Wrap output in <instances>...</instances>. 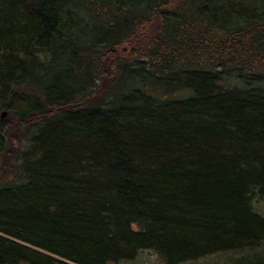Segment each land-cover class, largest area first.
Wrapping results in <instances>:
<instances>
[{
  "label": "trees",
  "instance_id": "trees-1",
  "mask_svg": "<svg viewBox=\"0 0 264 264\" xmlns=\"http://www.w3.org/2000/svg\"><path fill=\"white\" fill-rule=\"evenodd\" d=\"M200 1L206 7L195 10L191 22L204 18L213 25L218 11L223 20L219 24L230 27L227 32H193L182 47L181 35L171 32L155 52L126 47L124 54L118 52L126 44V36L124 40L119 36L122 24L114 25L107 18L122 16L120 9L131 12L133 27L144 25L158 0L138 1L143 12H136V18L135 0H126L124 9L117 0L107 1V6L95 2L92 10V0H0V97L10 90L35 87L21 73L28 64L48 81L59 64L73 68L69 52L64 51L66 44L75 46L70 40L76 29L67 19L76 14L72 3L90 10L85 14L89 22L104 18L106 27L114 25L115 31L106 38L94 33L97 54L76 67L88 79L70 75L67 80H55L50 88L40 85L42 92L33 96L55 121L44 123L39 134L20 139L17 121L7 117L1 122L9 126L0 127L7 142L0 150V178L15 183L9 153L19 149L24 154L16 166L26 175L36 177L43 165L45 175L58 177L51 182L40 178L44 186L30 187L15 197L0 194L2 236L74 264H118L121 252L110 245L113 234L104 226L109 220L111 230H129L135 239L158 234L160 249L169 255L168 264L246 249L264 238V221L252 213L249 199L256 195L264 202V96H260L264 86L258 84L264 80V35L258 39L259 49L257 43L237 42L246 34L243 24H250L253 17L261 21L256 29L260 36L264 0ZM235 5L242 6V14L228 11ZM161 32L152 38V46ZM109 55L134 63L129 73L120 74L118 81L124 87H113L115 70L102 67ZM161 58L172 60L182 73L170 76ZM200 70L206 81L188 77ZM244 70L254 78L246 77L242 88ZM224 86L234 93L239 90L242 102L224 92L217 98ZM123 90L137 93L159 109L150 112L141 97L142 101L135 100L141 109L135 110L133 101L121 96ZM115 105L120 107L113 110ZM130 111L143 119H133ZM21 118L25 129L32 126V120ZM104 162L116 167L106 168ZM131 225L138 232H131ZM20 262L55 264L0 240V264Z\"/></svg>",
  "mask_w": 264,
  "mask_h": 264
},
{
  "label": "bare ground",
  "instance_id": "bare-ground-1",
  "mask_svg": "<svg viewBox=\"0 0 264 264\" xmlns=\"http://www.w3.org/2000/svg\"><path fill=\"white\" fill-rule=\"evenodd\" d=\"M92 1H93V5L90 8L91 10L95 2L100 3L101 5H104V6H107L109 2V0H92ZM138 1L147 2L149 0H135L134 8L132 7L133 16L136 12L139 14H142L143 12L142 11L143 7ZM125 3H126V0H117V4H120L122 8H123L122 5H124ZM188 6H191V8H189ZM115 7L117 8L118 6H115ZM205 7L206 6L203 5L200 0H194V1L193 0H158V4L156 8H151L147 12L145 16V18L147 19V22L144 25L141 24V26L133 27L134 23H133V20H131L132 17H130L131 12L130 13L129 11L122 12L120 9H119V12L122 16L114 15L107 19L108 21L114 23V25L116 24L117 26L121 27V24H122V30L119 36L122 38L121 40H124L126 36L125 38L126 44L121 45V47L118 49V52H121L123 50V53L127 54V50L125 49L126 47H132L134 48L133 50L136 52L138 50L143 51V53L151 52L153 49H154L153 52H155L157 50L156 45L162 46V44H164L162 43L163 42L162 40L167 38L171 32L181 35V42H182L180 44L181 47L183 46V44H186L187 42L186 39L189 38V36L192 35L193 32H199V33H204V34L213 33L215 30H223L227 32V28H230V27L227 24H219V23H223L222 22L223 20L220 17H218L219 16L217 14L218 11H216L215 16L213 15L214 16L213 25H208V22L204 18H199L198 20L194 21V24L191 22L192 19L190 18L196 15L195 10H201ZM72 8L76 10V14L71 15L67 19L72 25L75 26V29H76L75 31L72 32L73 37L70 40V44L75 45V46L72 47L73 48L72 50L71 46L69 44H66L64 47V51L67 53L69 52L68 57L74 65L73 68L72 67L70 68V66L65 65L63 63L59 64V66L54 71H52L51 78L48 81V79L46 80L42 77L43 74L41 71L33 70L32 67L28 64L27 65L28 69L26 68L24 71H21V73L24 74L23 76H26V78L28 79V81L32 83V85H34L35 87H37L36 85H39V87H37L39 90H36V88L33 86L31 87L24 86V87L19 88L17 91H12V90L7 91L5 92L3 97H0V104L6 107V108L0 107V127H1V124L2 126H7V125L9 126L8 123H1L3 120L7 119V117H10V119L15 122L17 121L18 126L21 127L19 129L20 139L27 140L30 136L39 134L43 130L42 128L44 126V123L49 124L55 121L53 119L52 114L48 113V110L45 109L47 113H44L42 111V106H44V104L43 105L42 103L37 104L36 98L35 96H33V95H37L42 92L41 91L42 87L40 85L43 84L45 86V89L48 87L50 88L51 87L50 85L55 80H59V79L67 80L70 75L74 79L78 77L88 79L89 77H85L87 76V73L77 70L76 67L80 66V64H82L86 60L91 61L93 58L92 55L97 54L96 46H95V43L93 42V38L95 36L94 33L96 35L104 34L106 38L108 36H111L115 32L113 28L114 25L111 27H106V20L104 18L100 19L96 23H92L86 20L85 14L88 15L90 10L88 11L83 6H77L72 3ZM253 9L255 11L257 10L256 8H253ZM228 11L230 13L234 12L233 15L237 16L235 13L242 14L241 11H243V9H242V6L235 5ZM209 13H212V12L209 11ZM125 19L127 20L126 24L124 21ZM250 24L248 25L243 24V26H246L245 27L246 34L240 36L237 39V42H239L240 44L257 43L258 39L262 38L261 37L262 34L264 35V29H262L260 36H258L256 33L257 26L261 25V21L257 17L251 18ZM127 29H129L130 31H128ZM159 29L162 30L161 38L159 40L160 42L158 41L157 44H154L152 46L153 44L152 38L156 36V33ZM76 31L80 33L76 34ZM63 37L66 39L67 35H64ZM246 40H247V43H246ZM256 45H258V43ZM86 47H88L91 50V53L87 51ZM259 47L260 46L258 45L256 49H259ZM261 51L262 53H264V49ZM36 56L39 59H41L40 52L37 51ZM160 61L163 62L170 76H179L182 73L180 68H177L176 66H174V63L172 60H166V59L161 58ZM126 63L127 62L125 58H120L117 60L113 56L108 57V61L103 62L102 67H104V70H107L108 68L109 70H115L116 76L114 77V80H113L114 84L112 83L113 87L114 86L116 87L117 84L123 87L125 86L124 83H120V81H118L120 76H122L120 74L129 73L131 67L134 66V63L132 64H126ZM219 63L221 64L220 68L223 69L224 68L223 61L221 60L219 61ZM82 68L83 67H81V70ZM75 72L78 74L81 73L82 76L75 74ZM201 72H203V70H200L197 73H192L188 77L190 78L199 77V80L204 82L206 81L205 80L206 76L204 73H201ZM216 72H219V70H216ZM244 72H245V75L243 73V76L240 79V87L242 88L246 85V77L250 79L254 78L248 72L246 73V70H244ZM222 73H225V72H221V74ZM176 81H178V79ZM220 84H221V81H218V85ZM258 84L261 87L264 86V80L258 81ZM213 88L214 87H212V89ZM222 89L223 91H220V92L217 91L218 93L216 94V97L218 96L219 98H222L224 96L222 92L226 94L230 93L231 100L242 102L243 95H241L239 90L238 92L234 93L228 86H224ZM123 91L124 92L120 93L121 96L126 98L127 101H130V102L133 101L132 105L134 106L135 110L141 109V107L136 105L135 100L142 101L141 99L142 96L140 97L139 95H137V93H134L130 90H123ZM262 91L263 93L260 96H264V89ZM250 97L258 98L256 96H250ZM37 101L40 103L42 102V99H39ZM143 102H144V107L150 112H155L157 109H159L157 105L152 104V102L150 101L144 100V98H143ZM119 107H120L119 105H115L113 110H116ZM19 111L21 112V115L19 114ZM130 112L131 113L128 115H130L133 119H136V120L143 119V117L137 114L135 111H130ZM21 116H26L25 118L26 122H29L30 120H32L33 122V124L31 122L32 126H30L27 129H25L24 126H21V123H22L21 119H23L21 118ZM123 122L125 121L121 120L122 126H124ZM4 142L7 143L6 140L3 141L2 135L0 134V150H3L6 148V145ZM11 154L12 155H10L9 153L10 162L8 163V165H9V168L16 171V174H14V177L16 180L14 184H9L5 178H0V194L15 197L14 196L15 194L27 193L28 192L27 189L30 187L34 188L37 186L38 187L44 186L42 181H40L41 179H43L44 182L45 181L51 182V180L54 181L56 178H58L52 175H45L47 167L43 165H41L42 171H39V173L36 174V177H33L32 175L30 176L26 175L23 169H19V167L16 166V162L18 161L20 156L24 154V150L19 149L18 153L13 154V152H11ZM110 163L104 162L103 164L106 168H109V169H111L113 166L116 167L114 163L112 162ZM20 164L22 165L23 163L20 162ZM29 171L30 169L28 170V173ZM63 178L66 179L67 177H63ZM55 183L53 182V184ZM9 188H10V191H8ZM253 193L257 194V191H254ZM253 193L252 195H254ZM249 199H250L252 213L255 216H257L259 219L264 221V202L256 195L249 197ZM256 206H259L257 211H256ZM109 221L105 222L106 224L104 226L107 228V230H109L110 233L113 234L112 235L113 240L110 241V245L114 247L117 252L119 251L121 252L118 258V264H136L139 259L144 260L145 258H147V263L144 262L142 264H150L151 259H155L156 261H158L157 263L159 264H168L167 261L168 260L170 261L169 255L165 254L162 251V249H160V246L158 243V234L156 235L154 233L152 234V236L150 235L144 239H135L132 237L129 230H126V232H122V231L117 232V231H114L113 229L111 230L112 226H111V222ZM130 230L131 232L132 231L138 232V228L136 225H131ZM98 239L99 241L104 240V238H98ZM0 240L13 244L14 246L18 248L25 247L29 249V251L35 254L46 257L47 259L51 260L55 264L57 263L74 264L72 262L64 260L63 258L53 253L44 251L36 247L26 245L25 243L19 240H16L14 238H11V237L2 236L0 234ZM230 253L231 254L237 253L236 255L239 256L238 258L232 259L233 264H264V238L257 240V244L250 246L249 248L247 247L246 249L245 248L235 249V251L230 252ZM226 254H227L226 252L212 254V255L197 259L195 261H189V262L186 261V262L178 263V264H197V263H200V261L203 259L213 258L219 255L223 256ZM223 261H226V259H224ZM16 264H26V263L20 262Z\"/></svg>",
  "mask_w": 264,
  "mask_h": 264
},
{
  "label": "rangeland",
  "instance_id": "rangeland-1",
  "mask_svg": "<svg viewBox=\"0 0 264 264\" xmlns=\"http://www.w3.org/2000/svg\"><path fill=\"white\" fill-rule=\"evenodd\" d=\"M259 206H256V211L258 210ZM236 254L227 253L226 255H223V256L219 255V256H216V257H213V258H206V259L201 260L200 263H197V264H233V260L232 259L239 257ZM224 259H226V261H223ZM144 262L147 263V258H145L144 260L143 259L142 260L139 259L136 264H142ZM157 262L158 261H156L155 259H151V263L150 264H159Z\"/></svg>",
  "mask_w": 264,
  "mask_h": 264
}]
</instances>
